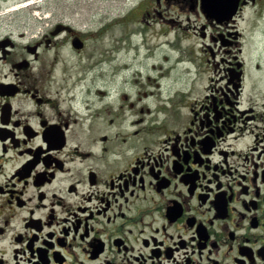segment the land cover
<instances>
[{
    "label": "flooded vegetation",
    "instance_id": "flooded-vegetation-1",
    "mask_svg": "<svg viewBox=\"0 0 264 264\" xmlns=\"http://www.w3.org/2000/svg\"><path fill=\"white\" fill-rule=\"evenodd\" d=\"M154 2L151 19L188 11L213 68L180 113L157 109L160 85L71 74L88 41L67 25L36 39L0 21V264H264V73L247 71L241 25L264 0L222 23L199 0Z\"/></svg>",
    "mask_w": 264,
    "mask_h": 264
},
{
    "label": "rangeland",
    "instance_id": "rangeland-1",
    "mask_svg": "<svg viewBox=\"0 0 264 264\" xmlns=\"http://www.w3.org/2000/svg\"><path fill=\"white\" fill-rule=\"evenodd\" d=\"M149 1L153 8L154 0H11L2 3L0 21L18 24L19 32L27 30L36 39L56 23L69 24L88 41L83 54L66 53L71 74L83 77L99 73V85L111 82V92L125 87L131 94L148 89L156 94L160 85V99L165 102L159 103L157 109L180 113L192 99L202 96L208 77H214L213 68L205 65L203 53L198 54L201 63H194L196 52H202V48L191 31H184L188 11L172 5L161 7L165 21L172 18L180 22L170 27L164 20L145 16L141 5ZM252 11L248 10L241 22L246 31L244 58L251 78L257 69L264 73V58L255 60L249 56L264 52V15L258 18ZM255 40L260 43L252 44ZM94 55L93 64L88 63V56ZM125 67L128 69L123 70Z\"/></svg>",
    "mask_w": 264,
    "mask_h": 264
},
{
    "label": "water",
    "instance_id": "water-1",
    "mask_svg": "<svg viewBox=\"0 0 264 264\" xmlns=\"http://www.w3.org/2000/svg\"><path fill=\"white\" fill-rule=\"evenodd\" d=\"M239 0H201V9L206 16L214 18L218 23L228 22L238 9ZM77 40L74 46H77Z\"/></svg>",
    "mask_w": 264,
    "mask_h": 264
}]
</instances>
